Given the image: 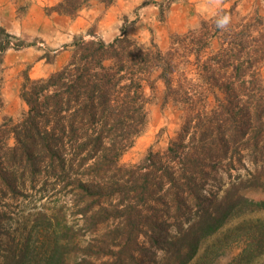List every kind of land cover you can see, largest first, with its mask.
<instances>
[{
  "label": "trees",
  "instance_id": "trees-1",
  "mask_svg": "<svg viewBox=\"0 0 264 264\" xmlns=\"http://www.w3.org/2000/svg\"><path fill=\"white\" fill-rule=\"evenodd\" d=\"M233 10L165 51L128 25L109 43L78 36L60 69L25 74L26 108L0 124V264H190L238 210L264 211L247 195L264 189V15ZM25 47L0 25V105L4 56ZM159 94L182 110L177 135L123 163Z\"/></svg>",
  "mask_w": 264,
  "mask_h": 264
},
{
  "label": "rangeland",
  "instance_id": "rangeland-1",
  "mask_svg": "<svg viewBox=\"0 0 264 264\" xmlns=\"http://www.w3.org/2000/svg\"><path fill=\"white\" fill-rule=\"evenodd\" d=\"M60 1L0 0V25L26 45L31 44L10 49L4 56L0 124L6 117L17 120L22 116L26 105L20 98V88L25 74L37 79L60 69L69 57L65 48L75 37L89 39L94 33L109 43L128 25L129 36L145 45L156 42L165 51L174 36L195 28L203 18L222 8H233L235 20L255 12L264 15V0H116L110 6L93 0L75 16L54 11L52 8ZM47 53L50 61L42 57ZM158 96L148 104L146 128L122 156L123 163H137L152 149L164 151L177 135L182 110L164 104L161 94ZM247 195L263 200L264 189ZM263 245L264 211L243 207L202 243L190 264H264V253L260 254ZM36 259L32 264H38Z\"/></svg>",
  "mask_w": 264,
  "mask_h": 264
},
{
  "label": "clouds",
  "instance_id": "clouds-1",
  "mask_svg": "<svg viewBox=\"0 0 264 264\" xmlns=\"http://www.w3.org/2000/svg\"><path fill=\"white\" fill-rule=\"evenodd\" d=\"M227 21H228V18H227V16H225L222 20H220L218 23H219V25L220 26H223V25H225L226 23H227Z\"/></svg>",
  "mask_w": 264,
  "mask_h": 264
}]
</instances>
